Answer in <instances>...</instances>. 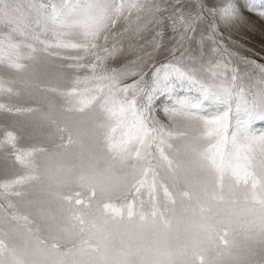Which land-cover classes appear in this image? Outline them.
<instances>
[{
  "label": "snow or ice",
  "instance_id": "1",
  "mask_svg": "<svg viewBox=\"0 0 264 264\" xmlns=\"http://www.w3.org/2000/svg\"><path fill=\"white\" fill-rule=\"evenodd\" d=\"M125 7L123 3H93L91 0H63L59 5L33 0L27 3L22 0H0V23L11 28L0 38V58L7 56L11 67L20 69L22 65L15 60L20 58L21 44L12 42L14 35L19 33L26 39L38 40V30L47 29L50 24L61 27H72L80 21L86 24L87 43L58 41L55 47L87 48L90 43L92 48H96L98 45L91 42L96 40L108 22H113L111 15L120 14ZM132 7L139 10L141 6ZM184 7L180 0L173 5L174 14L180 15L181 19L184 18ZM198 7L200 11L196 19L206 20L210 17L208 27L214 35L217 18L228 24L238 17L241 6H238L237 0H210L208 4L199 0ZM243 7L264 16V0H247ZM150 11H159V8L154 5ZM189 29L191 25H186V30ZM107 39L105 37V41ZM27 47L32 46L28 44ZM104 51L109 52L107 48ZM115 51L113 48L112 52ZM185 55L181 53L179 58L173 55L167 62L155 61L148 80L145 79L147 73L135 62H131V66L113 68L108 74L92 77L93 80L107 81V84L103 88L100 85L85 88L79 93L77 103L82 107L93 101L99 104L100 115L106 118V122L98 125L101 135L98 151L104 153L107 150L111 163L103 169L81 164L64 171L75 183L92 193L89 199L95 198V203H90L81 211L75 207L81 205L80 199L76 198L73 205L72 198L53 193L60 200H69L67 214L62 217L63 224L55 223L53 226L56 235L49 242L35 237L31 244V256L27 255V248L21 249L17 245L10 247L0 240V264H197V261L199 264H264V133L255 135L250 131L253 121H264V80L258 90L249 88L247 91L251 98L245 99L246 90L236 68L229 70L227 64L219 62L205 67L203 57L195 55L185 63ZM97 59L100 57L97 56ZM91 67L95 71L96 65ZM258 67L264 72V66ZM128 76L138 79L122 85L121 81ZM185 87L189 91L195 88L198 95L194 99L179 95L178 91ZM76 91L73 88L69 95ZM101 92L103 95L98 100L93 93ZM161 97L165 98L163 111L169 115L207 110V114L198 119L203 122L205 136L215 142L210 143L206 150L196 153L201 167L210 178L200 185L199 193L195 191L197 185L192 184L185 170V153L177 149L174 159L165 155V145L172 149L166 139L172 133H165L152 114ZM233 99L236 100L237 122L229 141L225 132ZM219 104L227 105L228 110L213 112L212 109ZM3 107L0 105V108ZM241 110L246 119L239 118ZM117 128L122 133L119 138L113 135ZM15 139L12 132L6 133L7 143L14 144ZM153 144L158 156L150 151ZM133 157L137 163L132 165L131 172L117 177L115 166H123ZM17 160H21V157L17 156ZM21 163L24 161L21 160ZM164 163L171 170L168 179L172 180L173 186L182 176L185 185L193 190L192 195L187 191L181 195L182 203L184 197L188 198L187 205L182 207V214L177 215L175 208H172L169 213L173 219H163V214L153 204L149 215L137 212L135 216L139 219L136 220L133 205L128 203L125 222L122 213L124 206L104 203L101 207L103 200L110 199L117 189L131 192L135 188L139 193L145 186L157 188L154 168L163 167ZM228 173L238 181L243 179L245 184L250 181L251 192L246 189L241 194L234 190L231 183L226 184ZM149 174L152 176L151 183L147 179ZM24 179L33 177H22L12 183L19 184ZM10 186L3 185L5 189ZM164 195L171 199L167 187H164ZM240 195L243 196L242 201L234 199ZM218 201H223L229 207H214ZM240 203L243 207L235 211ZM220 212L226 217L223 221L214 219ZM117 217H120L119 221ZM10 219L18 221L21 218L12 216ZM224 226L231 229L226 234L230 239L221 234ZM240 233H243L242 238ZM65 236L71 247L62 250L61 241Z\"/></svg>",
  "mask_w": 264,
  "mask_h": 264
},
{
  "label": "rangeland",
  "instance_id": "2",
  "mask_svg": "<svg viewBox=\"0 0 264 264\" xmlns=\"http://www.w3.org/2000/svg\"><path fill=\"white\" fill-rule=\"evenodd\" d=\"M22 2L27 3L28 0ZM33 2L59 5L63 0ZM91 2L126 5L120 14H110L113 22H108L98 33L96 40L91 42L98 45L96 48H92L90 43L87 48L55 47L58 41L87 43L86 24L82 21L76 22L72 27L50 24L47 29L38 30V40L26 39L19 33L14 35L12 42L21 44L20 58L15 60L22 65L20 69L12 68L7 56L0 58V105H4L0 108V240L10 247L17 245L21 249L27 248L29 256L33 251L31 244L35 237L49 242L56 235L52 230L54 224H63L62 217L67 214L69 200H60L53 193L72 198L73 205L76 198L80 199L81 205L75 207L81 211L90 203H95V198L89 199L92 193L75 183L64 170L81 164L103 169L111 163L107 150L104 153L98 151L101 140L98 125L106 122V118L100 115L99 104L93 101L92 104L82 107L77 103L80 99L79 93L85 88H96L97 85L103 88L107 84V81L93 80L94 75L102 76L110 73L113 68L131 66V62H135L147 73L145 79L148 80L155 61L167 62L173 55L179 58L181 53H185V63L195 55L203 57L205 67L219 62L227 64L229 70L236 68L246 90L245 99L251 98L247 90H258L264 80V72L258 67L264 66V16L243 7L247 0H237L238 6H241L239 15L230 23L225 24L217 18L214 35L208 27L210 17L206 20L196 19L200 11L199 0H180L185 6L183 19L173 12V5L177 0ZM204 3H210V0H204ZM132 5L141 7L137 10ZM154 5L158 6L159 11H150ZM186 25H191V29L186 30ZM9 31V26L0 23V38ZM105 37H108L107 41ZM6 44L7 41L5 47ZM28 44L32 47L28 48ZM104 48L109 52H105ZM113 48L116 49L115 52H112ZM97 56L100 57L99 60ZM92 65H96L95 71ZM134 79L138 77L128 76L121 84L131 83ZM73 88L77 90L76 93L69 95ZM93 94L97 95L98 100L103 95L102 92ZM178 94L193 99L198 95L195 88L189 91L187 87L179 90ZM164 103L165 98L161 97L152 114L165 133H172L171 137H166L167 144H171L172 149L165 145V155L174 159L177 149L185 153V170L192 184L197 185L195 191L199 193L200 185L210 178L201 167L196 153L206 150L210 143L215 142L205 136L203 122L198 119L206 115L207 110L194 114L169 115L163 111ZM227 110L225 104L216 105L212 109L213 112L221 113ZM239 118L246 119L243 110ZM236 122V100L233 99L225 132L229 141L236 130ZM250 131L255 135L264 133V121H253ZM7 132H12L16 137L14 144L5 141ZM121 134V129L117 128L113 135L119 138ZM150 151L155 156L159 155L155 144ZM28 153L31 154L27 155ZM17 156L24 163L17 160ZM136 163L133 157L125 161L123 166L117 164L114 168L115 175L120 177L131 172L132 165ZM154 171L157 188L150 189L145 186L139 193L135 188L131 192L117 189L110 199L103 200L101 207L104 203L116 207L124 206L122 213L125 222L128 203L133 205L136 220L139 219L135 216L137 212L149 215L153 204L163 214V219H173L169 213L172 208H175L177 215L182 214V207L187 205L188 198L184 197L182 203L181 195L185 191L192 195L193 190L185 185L182 176L173 186L172 180L168 179L171 170L166 163L163 167H155ZM29 176L33 179H24L19 184L12 183ZM147 179L149 183L152 182L151 174ZM225 183H231L234 190L241 194L246 189L251 192L250 181L245 184L243 179L238 181L231 173L226 174ZM4 184L11 186L5 189ZM164 187L168 188L171 199L165 197ZM217 191H220L219 185ZM224 195L227 198L226 188ZM234 199L242 201L243 196ZM214 207L225 209L229 206L218 201ZM242 207V203L237 204L235 211H240ZM12 216L21 219L13 221L10 219ZM116 219L119 221L120 217ZM214 219L223 221L226 217L220 212ZM230 232L231 229L227 226L221 229L222 235ZM242 235L240 233L241 238ZM226 238L230 239V236L226 235ZM61 247L62 250L71 247L66 236L61 241Z\"/></svg>",
  "mask_w": 264,
  "mask_h": 264
}]
</instances>
